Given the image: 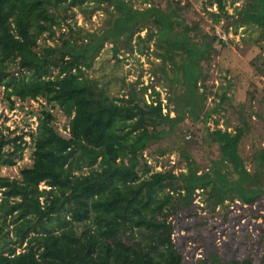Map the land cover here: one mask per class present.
Instances as JSON below:
<instances>
[{"label": "trees", "instance_id": "trees-1", "mask_svg": "<svg viewBox=\"0 0 264 264\" xmlns=\"http://www.w3.org/2000/svg\"><path fill=\"white\" fill-rule=\"evenodd\" d=\"M151 3L137 9L126 0H0V87L9 110L14 99L41 98L68 118L63 132L44 107L29 112L37 119L34 131L11 136L16 131L4 126V133L0 126V264H208L218 261L214 253L195 261L185 258L171 237L168 218L189 211L195 197L209 213L225 207V201H236L240 209L264 208V145L248 160L240 152L246 114L237 111L234 126L211 121L219 109L225 111L221 105L228 101L229 85L214 107H206L211 91L202 63L216 43L227 41L216 36L215 26L209 35L185 23L179 1L165 0L169 9L164 10ZM209 3L216 5L210 15L225 33L240 38L252 28L264 39V0ZM227 3L237 4L230 13ZM73 8L83 14L103 9L108 23L101 32L86 34L87 41L66 38L37 51L39 36L61 25L66 15L60 11ZM144 29L145 36L137 35L133 43L132 36ZM107 42L114 44L115 57L118 43L128 52L149 55L153 42L150 55L158 63L151 73L167 84L165 102L151 82L137 79L111 97L87 74ZM12 65L20 76L10 72ZM255 68L264 77V60ZM170 101L176 108H169ZM187 113L194 121L213 123L205 125L202 140L215 145L217 157L203 169L184 142L177 147L176 162H162L171 149L150 150L172 135ZM28 149L30 162L19 176L3 175L2 168L15 165ZM259 211L249 216L262 217ZM261 239L264 245V234ZM229 264H264V250L258 259Z\"/></svg>", "mask_w": 264, "mask_h": 264}, {"label": "rangeland", "instance_id": "rangeland-1", "mask_svg": "<svg viewBox=\"0 0 264 264\" xmlns=\"http://www.w3.org/2000/svg\"><path fill=\"white\" fill-rule=\"evenodd\" d=\"M176 1H179L184 8L185 23L189 26L197 24L200 32L212 35L213 26L218 25L210 15L211 11L216 10L215 4L211 5L210 0ZM226 1L229 2V0ZM126 2L137 9L147 7L152 4L151 2L163 10L169 9L165 0H126ZM91 6L92 2L88 4L87 9L90 10ZM226 6L228 13L232 12L233 6L231 7L228 3ZM60 15H66V18L61 21L60 26H55L39 36L37 51L40 52L47 45L58 46L66 38H74L77 42L87 41L89 36L86 34L101 32L109 20V15L103 9L83 14L80 10L73 8L65 13L60 11ZM223 21L227 22L225 19ZM258 32V30L247 28L239 40L235 36V39L232 38L227 43H216L210 52L209 61L202 63L208 74L206 85L211 91L210 94H207L206 107L208 109L219 102L218 95L224 87L229 85L228 101L221 105L225 111L219 109L217 113H214L211 121L213 122L214 118H217L219 124L228 122L234 126L237 123V111L246 114L248 129L245 134L247 135L240 144V152L245 160H248L259 146L264 145V77L255 68L256 65L262 66L264 60V39L258 35ZM194 33L193 30L190 31L191 35ZM145 34V29L135 33L132 36V42L136 41L137 35L145 36ZM113 45L110 42L103 45L93 59L91 67L86 70L87 74L98 80L111 97L119 96L131 82L138 79L143 85L150 84V82L155 85L156 90L160 91L163 98L167 92V84L160 80L157 82L151 73L153 63H158V60L152 54L150 55L153 42L149 44V55L140 54L138 51L128 52L123 45L118 43L116 47H119V51L115 57ZM134 47L136 50L138 45L135 44ZM16 68L12 65L10 72L18 77L20 73L16 71ZM55 72L56 70H54ZM14 101L15 108L9 110V101L4 97V88L0 87V126L2 129L5 126L16 131L11 136L27 130L33 131L32 126L34 127L36 123L35 117L29 112L38 113L44 107L49 108L55 115L56 127L63 132L67 131L68 118L57 107L47 105L43 99L25 101L14 99ZM168 106L169 108L175 107L171 101ZM170 115L172 116L173 113L170 112ZM192 119V114L187 113L172 135L164 136L160 142L150 148L153 152L156 148L171 149V152L161 157L162 162H168V160L176 162L177 147L182 142L186 143L188 152L198 163L200 169L208 166L211 158L217 157L218 150L215 145H209L202 140L205 125L211 128L213 123L211 121L203 123ZM3 132L7 133L5 129ZM25 139L29 140L28 137ZM190 140H194V143L189 145L188 141ZM29 154L30 150H25L24 154L16 159L15 165L2 168V174L10 178L18 177L20 168L30 162ZM153 160L152 164L155 162ZM45 187L43 183L40 184V188ZM199 201L200 199L195 197L194 205L189 211L180 212L178 216L172 215L168 218L174 229L171 237L177 247L182 250L185 258L195 261V258L200 255L206 258L210 253H214L218 261L211 259L208 260V264H229L232 260L251 256L258 259L261 256L264 250L261 239V235L264 234V215H262L264 208L255 206L251 210L245 205L246 208L240 209L236 205V201H225V207L219 206L214 212L209 213L200 208ZM258 210L262 217L249 216ZM214 224L215 229L212 230Z\"/></svg>", "mask_w": 264, "mask_h": 264}, {"label": "built area", "instance_id": "built-area-1", "mask_svg": "<svg viewBox=\"0 0 264 264\" xmlns=\"http://www.w3.org/2000/svg\"><path fill=\"white\" fill-rule=\"evenodd\" d=\"M214 32H215L216 36H217L220 40H222L223 42H226V41H228L229 39H232V38L235 39V36H236L237 40H239V34L233 35L231 31H229L228 33H225V32L222 31L218 26L215 27ZM146 98H148V97L146 96ZM162 101L165 102V99L162 98ZM165 111H166V110L163 109V112H165ZM34 117H35V116H34ZM34 120H35L36 123H35V126H34V127L32 126L33 131H34V129H35V127H36V124H37V119H36V117L34 118ZM27 131H28V130H27ZM28 138H29V137H28ZM27 141H29V140H27ZM154 169H155V170H159V169H160V166H155ZM237 203H239V202H237ZM231 207H233V206H231Z\"/></svg>", "mask_w": 264, "mask_h": 264}]
</instances>
